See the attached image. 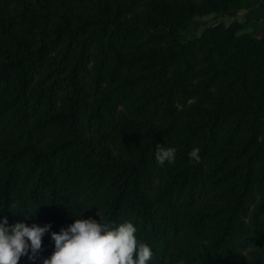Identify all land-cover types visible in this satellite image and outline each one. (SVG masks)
Listing matches in <instances>:
<instances>
[{"label": "trees", "instance_id": "16d2710c", "mask_svg": "<svg viewBox=\"0 0 264 264\" xmlns=\"http://www.w3.org/2000/svg\"><path fill=\"white\" fill-rule=\"evenodd\" d=\"M72 2L0 0V223L51 225L19 264L99 211L148 264H264V38L179 34L240 0Z\"/></svg>", "mask_w": 264, "mask_h": 264}, {"label": "clouds", "instance_id": "9594fccd", "mask_svg": "<svg viewBox=\"0 0 264 264\" xmlns=\"http://www.w3.org/2000/svg\"><path fill=\"white\" fill-rule=\"evenodd\" d=\"M188 155L190 161L200 163L199 148H193ZM175 157V148L156 145L158 165L163 166L165 162L174 164ZM98 215L100 222L77 218L67 228H61L59 233L51 232L55 250L50 258L43 260V264H148L153 252L149 245L138 241L137 228L132 222L116 227L106 221L100 211ZM7 225L5 218L0 223V264H19L22 256H28L29 250V259L35 261L51 225Z\"/></svg>", "mask_w": 264, "mask_h": 264}, {"label": "rangeland", "instance_id": "374dc122", "mask_svg": "<svg viewBox=\"0 0 264 264\" xmlns=\"http://www.w3.org/2000/svg\"><path fill=\"white\" fill-rule=\"evenodd\" d=\"M72 1L56 0L57 3L64 5L74 4ZM77 2H89V0H77ZM234 20L244 24L238 34L246 33L264 38V0H240L238 4H228L218 11L196 13L188 21L180 24L179 34L181 39L186 40L195 34H201L205 28L217 24L228 25Z\"/></svg>", "mask_w": 264, "mask_h": 264}]
</instances>
